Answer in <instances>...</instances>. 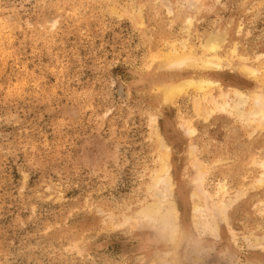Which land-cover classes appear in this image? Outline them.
Instances as JSON below:
<instances>
[{
	"label": "rangeland",
	"instance_id": "1",
	"mask_svg": "<svg viewBox=\"0 0 264 264\" xmlns=\"http://www.w3.org/2000/svg\"><path fill=\"white\" fill-rule=\"evenodd\" d=\"M263 62L264 0H0V264H264Z\"/></svg>",
	"mask_w": 264,
	"mask_h": 264
},
{
	"label": "bare ground",
	"instance_id": "2",
	"mask_svg": "<svg viewBox=\"0 0 264 264\" xmlns=\"http://www.w3.org/2000/svg\"><path fill=\"white\" fill-rule=\"evenodd\" d=\"M91 2V1H90ZM110 11V10H109ZM220 37H218V36H211L209 39H207V41L205 42V44H204V48L206 49V50H209V49H214L215 48V46H217L218 45V42L220 41ZM226 40V39H225ZM150 43V42H149ZM221 43V42H220ZM182 54V53H181ZM204 57V56H203ZM211 58V57H210ZM209 57L208 58H202L201 59V61H200V64L201 65H203V67H205L206 65H210V64H213L214 62H212L211 61V59H210ZM241 58V57H240ZM168 63H174V64H177V65H182L183 64V62L184 63H186V64H194V60H191V59H189V58H187V57H180V55H178L177 53L175 54V53H173V54H170V55H168L167 57H166V59H165ZM237 60H239L240 61V59H238L237 58ZM242 60V59H241ZM155 61V60H154ZM187 61V62H186ZM214 61V60H213ZM229 62V61H228ZM160 63V62H159ZM180 63H182V64H180ZM195 63H197V62H195ZM219 63V62H218ZM230 63V62H229ZM264 63V62H263ZM174 64H169L170 66H172V65H174ZM220 64V63H219ZM244 64V63H243ZM216 65H218V64H216ZM246 65V64H245ZM261 65V64H260ZM263 65V64H262ZM200 66V65H199ZM212 66V65H211ZM227 66V65H226ZM225 65H224V67H226ZM240 66V65H239ZM238 66V67H239ZM242 67H246V66H244V65H241ZM254 66V65H253ZM167 67V66H166ZM169 67V66H168ZM174 67V66H173ZM202 67V66H201ZM209 67V66H208ZM208 67H205V68H208ZM213 67V66H212ZM218 68H220L219 66H217ZM223 67V66H222ZM221 67V68H222ZM228 67V66H227ZM237 67V66H236ZM260 67V66H259ZM262 67V66H261ZM181 68V67H180ZM237 69H239V70H241L240 68H237ZM251 69H254V67L253 68H250L249 67V65L246 67V71H248V72H252V74H254L253 73V71L251 70ZM257 69V68H256ZM255 69V70H256ZM244 71H245V69H243ZM263 71H264V67H263V69H262ZM243 71V72H244ZM245 71V72H246ZM257 71H259V69L257 70ZM256 71V72H257ZM260 72V71H259ZM172 74V73H171ZM179 74V73H178ZM246 74V73H245ZM248 75H250L249 73H248ZM255 75V74H254ZM253 75V76H254ZM256 76V75H255ZM259 76H261V74H259ZM174 77V76H173ZM261 78V77H260ZM259 78V79H260ZM263 79V84H264V76L262 77ZM173 79V78H172ZM172 79H170V80H172ZM200 79L202 80V78L200 77ZM198 81V82H196V79H195V81H194V79H189V78H182V80L180 79V80H178V81H176V82H173V83H171V84H169V85H167L166 87H165V91H164V94H165V96L166 97H171L172 95H174V93L175 92H177L178 90H180L184 85H186L187 86V84H195V85H198V87H200L201 85V83L203 84V82L202 81ZM205 80V79H204ZM203 80V81H204ZM167 81V80H166ZM206 82H207V80H205ZM209 81V80H208ZM260 81V80H259ZM212 82V81H211ZM215 82V81H214ZM208 83V82H207ZM261 83V84H262ZM204 84H206V83H204ZM210 84V83H209ZM260 84V85H261ZM190 85V86H191ZM207 86V85H206ZM193 87V86H192ZM205 89V88H204ZM233 89V88H232ZM235 89V88H234ZM262 89V88H261ZM182 90H183V88H182ZM193 90V89H192ZM198 90H200V89H198ZM203 90V89H202ZM237 90V89H236ZM222 92V91H221ZM232 92V91H231ZM236 92V94H237V96L239 97L241 94L239 93V92H237V91H235ZM263 92V91H262ZM179 93V92H178ZM210 93V92H209ZM225 93L227 94V90H225ZM233 93V92H232ZM218 94H220L221 96L224 94V93H218ZM231 94V93H230ZM235 94V93H234ZM234 94H233V96H234ZM261 94V93H260ZM260 94H259V96H260ZM251 95V94H250ZM256 95V94H255ZM264 95V94H263ZM205 96V95H204ZM209 96V95H208ZM216 96V94L214 95V97ZM236 96V95H235ZM252 96V95H251ZM259 96H256L255 97V101H261V107H258V105H257V107L256 106H254L253 107V109L251 110V111H249L248 112V116H250V120H251V116H258L257 118H260V119H262V121H264V97L262 98V100H261V98L259 97ZM217 97H219V96H217ZM224 97H227L226 95L224 96ZM244 97V96H243ZM209 98H210V96H209ZM219 98H221V97H219ZM247 98V97H246ZM245 98V99H246ZM259 98H260V100H259ZM208 99V98H207ZM206 98H205V100H207ZM210 99H212V101H213V99L214 98H210ZM237 99V98H236ZM201 100V99H200ZM209 100V99H208ZM221 100V99H220ZM225 100V99H224ZM230 100V99H229ZM201 101H203V100H201ZM214 101H215V99H214ZM206 102V101H205ZM204 102V103H205ZM223 102H226L227 103V101H223ZM244 102H245V100H244ZM243 102V103H244ZM210 103V102H209ZM222 103V102H221ZM225 103V104H226ZM246 103V102H245ZM259 103V102H258ZM202 104H203V102H202ZM201 104V105H202ZM219 104H220V101H219ZM224 104V103H223ZM206 105V104H205ZM222 104H220V106H221ZM241 105V104H240ZM194 106H196V105H194ZM217 106V105H216ZM216 106H214L215 108H216ZM238 104L236 105V104H234V105H232L231 106V109H233V110H235L236 111V113H240L238 110ZM242 106V105H241ZM204 107V106H203ZM228 107V106H227ZM240 107V106H239ZM202 108V107H201ZM197 109V108H196ZM203 109V108H202ZM212 109V108H211ZM214 109V108H213ZM224 109H226V108H224ZM214 110H216L217 111V108L216 109H214ZM219 110H221V111H223V105H222V109L220 108ZM218 110V111H219ZM197 111V110H196ZM199 111V110H198ZM201 111V110H200ZM199 111V112H200ZM213 111V110H212ZM230 111V110H229ZM234 111V112H235ZM204 112V111H203ZM203 112H202V115H203ZM207 112H209V111H207ZM225 112V111H224ZM242 112H243V110H242ZM244 112H246L245 110H244ZM243 112V113H244ZM198 113V112H197ZM228 113V112H227ZM230 113H231V111H230ZM229 113V114H230ZM235 114V113H234ZM245 114V113H244ZM201 115V114H200ZM206 115V114H205ZM204 115V116H205ZM240 115V114H239ZM243 116V115H242ZM248 116H247V118H248ZM235 117V116H234ZM239 117V116H238ZM245 117V116H244ZM244 119V118H243ZM254 119V118H253ZM255 120H256V118H255ZM246 121H248V120H246ZM261 121V120H260ZM261 121V122H262ZM250 122V121H249ZM252 122V121H251ZM248 123V122H247ZM196 130V129H195ZM162 147V146H161ZM168 150V149H167ZM194 151V150H193ZM166 159V158H165ZM160 161L162 162H160L161 163V166H162V168H163V172H165L166 173V170H167V168H169V167H167V165H166V162H165V160H164V158L162 157V158H160ZM164 173V174H165ZM161 174V173H160ZM169 180V179H168ZM155 192V191H154ZM231 201V200H230ZM154 202V201H153ZM153 202H151L152 204H153ZM155 203V202H154ZM159 203V202H158ZM162 203V202H161ZM170 204V203H169ZM150 204L148 203V207H145L144 208V210H143V213H145V214H147V215H158V214H160L161 213V211H160V213H159V210L158 209H161V207H157V205L156 206H152V205H150ZM161 205V204H160ZM164 205V204H163ZM144 206V205H143ZM163 207V206H162ZM169 207H170V205H169ZM173 207H174V205H173ZM165 208H168L167 206L165 207ZM171 209V208H170ZM172 210H174V208H172ZM172 210H170L171 212H173ZM199 209L197 208V211H198ZM167 211V210H166ZM165 211V212H166ZM170 211L168 210V214H166V215H168V216H172L171 214L172 213H170ZM193 211H194V209H193ZM164 212V213H165ZM174 213V212H173ZM165 215V214H164ZM163 215V216H164ZM175 215V214H174ZM172 216V218L173 217H175V216ZM163 216L160 214L159 215V217H160V219L159 220H161V222H162V220H164V222H165V220L166 221H168L167 219H164L163 218ZM151 218V217H150ZM153 220H155V217H154V219ZM152 220V221H153ZM174 220V219H173ZM158 221V220H157ZM168 223V222H167ZM175 223V222H174ZM170 223H168L167 225H169ZM203 224V223H202ZM174 227L175 226H172V231H173V229H174ZM213 230V229H212ZM174 232L175 231H173V234H174ZM171 233V232H170ZM171 237H173V236H171ZM172 240V239H171Z\"/></svg>",
	"mask_w": 264,
	"mask_h": 264
}]
</instances>
